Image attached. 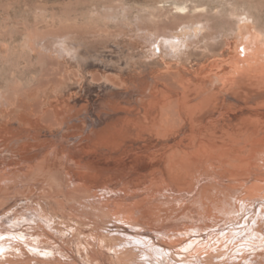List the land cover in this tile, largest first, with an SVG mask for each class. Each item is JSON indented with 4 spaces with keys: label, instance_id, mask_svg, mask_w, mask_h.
Wrapping results in <instances>:
<instances>
[{
    "label": "bare ground",
    "instance_id": "obj_1",
    "mask_svg": "<svg viewBox=\"0 0 264 264\" xmlns=\"http://www.w3.org/2000/svg\"><path fill=\"white\" fill-rule=\"evenodd\" d=\"M198 11L175 3V27L150 13L146 52L110 65L132 76H104L121 90L64 41L75 73L41 87L53 47L27 36L30 77L0 73V195L27 193L0 206V264H264V30L235 12L234 38L215 34ZM23 100L33 128L7 118Z\"/></svg>",
    "mask_w": 264,
    "mask_h": 264
},
{
    "label": "rangeland",
    "instance_id": "obj_2",
    "mask_svg": "<svg viewBox=\"0 0 264 264\" xmlns=\"http://www.w3.org/2000/svg\"><path fill=\"white\" fill-rule=\"evenodd\" d=\"M175 3H184L190 8L196 7L200 10L195 13L194 16L203 22L207 20V25H209L207 26L208 30L213 33L215 32V34H226L234 38V34L232 35V33H234L233 31L236 27L234 23L236 22L231 16V13L235 12L250 15L251 18L249 17V19L256 22L257 24H255L259 29L263 28L264 30V0H0V73H4L6 76L3 80L7 79V81H9V79H11L10 77H12L11 72L14 71V67L16 68V64H18L17 69L21 72L20 75L24 78H29L30 75H28V73L26 75L25 72L27 69L25 61L29 60V58H25L21 55V58H17L16 54H19L23 50L27 36L28 38H32L33 36L35 42L45 37L44 40H47L46 42L48 44H52L51 48L53 47L55 50H59L55 51L56 53L54 52L53 54L52 51H54V49L52 48L51 52L47 51L48 54H46L45 51L40 54L39 63L36 67L38 72L37 75L39 72L41 73V87L45 86L47 83L49 84V82L52 85H57L61 81L69 80L70 75L75 73V67L70 64L68 55L64 56L62 51L66 45H69V48L72 47L71 49L77 50L78 53L80 51L82 54H80L81 57L91 61L89 70L94 74V84H106L121 90L115 83L109 81L105 82L104 76L112 78H115L116 75L119 74H122L121 76L123 77L132 76L129 74L131 71L130 69L125 68L124 71L120 73L119 70L112 66L118 65L121 68L126 67L127 64L125 63L128 60L139 59L140 53L146 52V49H148L147 47L150 46V42L152 43V41H154V37L149 36L147 33V26L149 28L153 27L150 13H154L155 19L160 21V27H175L174 23H172L173 21L171 22L168 20L172 15L170 11ZM260 30L263 31L262 29ZM60 41H64L63 43L65 46L62 42L60 43ZM52 42L55 43V45ZM5 48L7 49V53ZM51 53L52 55H49ZM20 54H23V51ZM56 54L59 55V57ZM32 60L34 59L31 57L30 61ZM92 63L96 65V67ZM110 65H112V68ZM104 67L107 69H104ZM110 69H112V71ZM115 80L117 83L119 82L117 78ZM38 102L39 101H36V103L33 104L32 102L23 100V104L25 105H22V101H18V105H21L20 108L23 109L25 107L26 109L24 108L23 111L19 113L9 114L10 116L7 118L12 122H16L18 121L17 116L20 117L22 114L20 117L23 118L21 119L23 120L21 124L27 123L25 126L23 125V127L28 129L33 128L36 124H33L34 120L42 114H40L41 108H39L40 105ZM26 104H33V106L31 105L29 107ZM31 107H34L35 110L37 109L39 112L34 114V112L37 111L33 109V114H29L28 110ZM24 112L26 114H24ZM29 116H31L32 119ZM50 116L51 115H49L47 119L50 120L52 118V116ZM12 118H14L15 121L14 119L11 120ZM40 128L41 127H38L36 129L40 130ZM39 181L41 182V180ZM40 184L41 183H39V185ZM51 191L52 190L49 192ZM26 194V190L22 189L15 194L10 192L8 195H2L3 198H1L2 196L0 195L1 209L5 208L9 211L12 206L10 207L7 203L12 199L11 197L26 196ZM37 208L40 209L39 207ZM15 209L16 208L13 210ZM33 209L34 208L31 209L30 207L18 208V212H16L15 216L17 215L16 217L20 218V220H26L24 214L31 213V217L29 218L30 221L44 222L43 217L39 215L41 211L38 212ZM42 211L45 215H53V211L48 205L44 206ZM1 216L2 214H0V217ZM33 217L35 218L33 219ZM3 221L4 220H0L1 223H3ZM8 225L10 224L4 223L1 229L7 228ZM24 226L26 230L24 229L25 232H22L23 235L32 236V234L36 235L35 233L38 231L40 232L39 228L37 229L34 223L30 225L27 223ZM32 238L34 237L32 236ZM0 245L4 246L6 244L2 243ZM0 261H3V256H0Z\"/></svg>",
    "mask_w": 264,
    "mask_h": 264
}]
</instances>
